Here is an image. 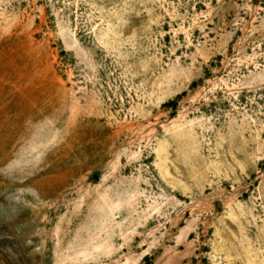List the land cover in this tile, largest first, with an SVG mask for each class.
Masks as SVG:
<instances>
[{"label":"rangeland","instance_id":"rangeland-1","mask_svg":"<svg viewBox=\"0 0 264 264\" xmlns=\"http://www.w3.org/2000/svg\"><path fill=\"white\" fill-rule=\"evenodd\" d=\"M0 264H264V0H0Z\"/></svg>","mask_w":264,"mask_h":264}]
</instances>
